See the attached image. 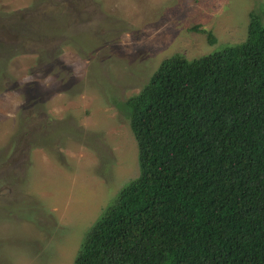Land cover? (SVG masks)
I'll use <instances>...</instances> for the list:
<instances>
[{"label":"rangeland","instance_id":"obj_1","mask_svg":"<svg viewBox=\"0 0 264 264\" xmlns=\"http://www.w3.org/2000/svg\"><path fill=\"white\" fill-rule=\"evenodd\" d=\"M263 3L0 0V264H73L139 174L117 101L176 52L193 59L243 41Z\"/></svg>","mask_w":264,"mask_h":264},{"label":"trees","instance_id":"obj_2","mask_svg":"<svg viewBox=\"0 0 264 264\" xmlns=\"http://www.w3.org/2000/svg\"><path fill=\"white\" fill-rule=\"evenodd\" d=\"M117 105L139 174L73 264H264V3L243 41L174 53Z\"/></svg>","mask_w":264,"mask_h":264}]
</instances>
